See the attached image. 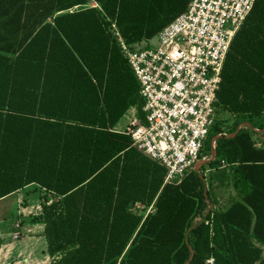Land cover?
Segmentation results:
<instances>
[{
	"label": "trees",
	"instance_id": "trees-1",
	"mask_svg": "<svg viewBox=\"0 0 264 264\" xmlns=\"http://www.w3.org/2000/svg\"><path fill=\"white\" fill-rule=\"evenodd\" d=\"M191 1L0 0V201L43 193L34 221L52 264H186L191 249L190 264H264V0L231 45L201 159L214 137L252 128L216 143L206 182L192 169L165 184L166 169L117 130L130 109L145 113L115 33L150 42ZM216 181L237 193L224 209Z\"/></svg>",
	"mask_w": 264,
	"mask_h": 264
},
{
	"label": "built area",
	"instance_id": "built-area-1",
	"mask_svg": "<svg viewBox=\"0 0 264 264\" xmlns=\"http://www.w3.org/2000/svg\"><path fill=\"white\" fill-rule=\"evenodd\" d=\"M255 2L233 0L223 20L224 11L212 15L214 9L198 10L195 15L205 19L193 20V30L184 19L197 7L192 0L154 40L133 47L115 33L144 100L145 122L134 115L126 133L136 149L166 169L165 184H181L202 160L217 121L218 92L231 45ZM214 262L209 259L207 264Z\"/></svg>",
	"mask_w": 264,
	"mask_h": 264
},
{
	"label": "crops",
	"instance_id": "crops-1",
	"mask_svg": "<svg viewBox=\"0 0 264 264\" xmlns=\"http://www.w3.org/2000/svg\"><path fill=\"white\" fill-rule=\"evenodd\" d=\"M87 7H98V5L94 1H91L89 3V5H87L84 8H87ZM75 9H79V7L75 8ZM134 115H136L137 117H140L138 114V110L136 108L130 109L126 115V118L129 120V123L133 119ZM117 130L124 131L126 129H121V127L118 125ZM38 193L41 194L40 192L37 191V188L35 186H29V187L25 188L24 190H22L16 194H13V195L9 196L8 198L0 201V212L1 213H8L11 218H15L17 216H22V215L26 216V215H28L26 213L27 209H28V211H30V209L27 207L26 208L22 207L19 203L23 199H24V201H25V199H28L29 202L33 203L34 201H36L38 199V196H37ZM229 197H230V194L228 196L226 207H228V205H229ZM34 205L36 206V203H34ZM39 207H40V210L38 209V211L41 212L42 207L41 206H39ZM143 208H144L143 205H141V204L137 205V209H143ZM217 208H218V205H217ZM152 209H153V206H151L149 208L148 213ZM40 212L37 213V207H36L34 214L30 212V215H39ZM42 226H43V231L37 232L38 234L40 233L39 235L42 237H30V236H28V237H25L22 241L17 239L14 241L10 240L7 243L5 242L2 245V248L0 249V264H7L10 261V259L15 260V263H10V264H27L26 261L23 260V256H24V253L26 252L25 250L28 247H30V250L37 251V253L41 254V256L39 255L40 259H37L35 257L33 260L32 258H30L31 260H29V264H52L53 259L47 254V242H46V239L44 237L45 226L44 225H42ZM33 227H35V225H31V227H29L30 229H28V232L31 233ZM44 241H45V244H44Z\"/></svg>",
	"mask_w": 264,
	"mask_h": 264
},
{
	"label": "rangeland",
	"instance_id": "rangeland-1",
	"mask_svg": "<svg viewBox=\"0 0 264 264\" xmlns=\"http://www.w3.org/2000/svg\"><path fill=\"white\" fill-rule=\"evenodd\" d=\"M143 103H144V100H143ZM128 125H129V120L126 117L119 124L121 129H126ZM229 129H230V126L227 127V130H229ZM210 157L208 156L205 159H208ZM215 173L216 172L214 171V174ZM205 174L207 175L208 178L211 176L209 169H208V171L206 170ZM211 191H212L214 199L217 202L218 208H220V209H223L226 207L228 196L230 193H232L234 196L237 195V193L234 190H232L231 192L226 190V188L221 183H219V182L217 183V181L214 182V185L211 188ZM37 196H38V199L36 201H34L33 203L29 202L28 199H25V201L23 199L19 203L22 207H24V208L27 207L30 209V211H28V209H27L26 213L28 215H26V216L22 215V216H17V218L16 217L11 218L8 216V213H1L0 212V249L2 248V245L5 242L7 243L10 240L14 241V240L18 239V240L22 241L25 237H28V236H30V237H42L39 235L40 233L38 234L37 232L43 231V226H42L43 224L40 222L35 223L34 220L37 219L36 215H30V212L34 214L36 207H37V213L40 212V211H38V209L40 210L39 206H41V203H42L43 193H41V194L38 193ZM34 203H36V206L34 205ZM31 225H35V227H33L32 232L30 233V232H28V229H30L29 227H31ZM44 244H45V241H44ZM25 251L26 252L24 253L23 260L26 261L27 264H29V260H31L30 258H32L33 260L35 257L37 259H40L41 254L37 253V251L30 250V247H28ZM10 263H15V260L10 259V261L7 264H10Z\"/></svg>",
	"mask_w": 264,
	"mask_h": 264
},
{
	"label": "snow or ice",
	"instance_id": "snow-or-ice-1",
	"mask_svg": "<svg viewBox=\"0 0 264 264\" xmlns=\"http://www.w3.org/2000/svg\"><path fill=\"white\" fill-rule=\"evenodd\" d=\"M194 3H196V8H191L190 11L193 13L192 16L185 15V20L192 25V29L196 27V25L192 24L193 20L200 21L205 19V17H199L196 16L195 13L199 11H204L206 9H214V12L211 13L212 15H215L216 13H219L221 11H224V16L220 19L223 20L228 16L227 8L232 6L233 0H193ZM238 7V6H237ZM213 39V38H210ZM166 138V137H165Z\"/></svg>",
	"mask_w": 264,
	"mask_h": 264
},
{
	"label": "water",
	"instance_id": "water-1",
	"mask_svg": "<svg viewBox=\"0 0 264 264\" xmlns=\"http://www.w3.org/2000/svg\"><path fill=\"white\" fill-rule=\"evenodd\" d=\"M244 127L252 128V126H251L250 124H248V123H244V124H241V125L238 127L237 131H236L235 133L231 134V135H228V136H225V135H218V136L214 137V138L212 139V143H211V144H212V156H211L210 158H208V159H205V158H204V159L200 160L199 162H197L196 165H195V167H194L195 172H196L197 174H200V175H201V170H202V168L205 167V166H208L210 163H212L213 161H215V160L217 159L218 151H217V149H216V143H217L219 140H221V139H223V138H226V139H232V138L236 137V136L240 133L241 129L244 128ZM260 132L263 133V132H264V129H263L262 131H260ZM201 177H202L203 180L206 182V179H205L202 175H201ZM207 191H208V187L206 186V189H205V193H206V194H207ZM194 256H195V253H194V251L191 249V258H190V261H189L188 263H186V264H190V263L193 261Z\"/></svg>",
	"mask_w": 264,
	"mask_h": 264
}]
</instances>
